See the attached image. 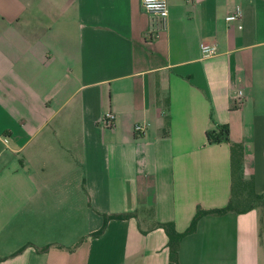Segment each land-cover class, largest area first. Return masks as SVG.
Masks as SVG:
<instances>
[{"label":"crops","instance_id":"1","mask_svg":"<svg viewBox=\"0 0 264 264\" xmlns=\"http://www.w3.org/2000/svg\"><path fill=\"white\" fill-rule=\"evenodd\" d=\"M167 1L0 0V264H169L155 222L230 204L222 126L264 194V0ZM179 262L264 264V208L203 217Z\"/></svg>","mask_w":264,"mask_h":264},{"label":"trees","instance_id":"2","mask_svg":"<svg viewBox=\"0 0 264 264\" xmlns=\"http://www.w3.org/2000/svg\"><path fill=\"white\" fill-rule=\"evenodd\" d=\"M209 144L226 143L230 146L231 152V201L228 207L223 209L202 210L198 209L190 227L183 233L176 230L173 223L155 222L151 229H163L168 241L166 247L169 250V264H180L179 251L182 240L196 231L198 222L205 216H223L228 213L243 214L254 209L264 208V194H258L255 190L253 180H246L244 173L245 149L242 144L234 143L230 140V130L228 126H222L219 133H208ZM152 213V211H150ZM136 213L113 216L114 219H128L136 216ZM104 228L93 234L94 237L101 235ZM45 248L44 250H46Z\"/></svg>","mask_w":264,"mask_h":264},{"label":"built area","instance_id":"3","mask_svg":"<svg viewBox=\"0 0 264 264\" xmlns=\"http://www.w3.org/2000/svg\"><path fill=\"white\" fill-rule=\"evenodd\" d=\"M194 1V0H188ZM142 7L146 11V13L150 14L151 16L158 18L163 24L167 21L169 17V6L167 0H142ZM243 12L241 7H237L236 11L233 14H230L226 20L229 23H234L242 19ZM201 52L203 58H211L218 55V50L214 46L204 45L201 48ZM233 100L236 106L243 105L245 101V94L242 89L235 90L233 93ZM116 120V116L112 113H108L104 116V124L107 128H112L114 122ZM144 127L136 126V132L141 135L144 133ZM8 142V141H6Z\"/></svg>","mask_w":264,"mask_h":264}]
</instances>
